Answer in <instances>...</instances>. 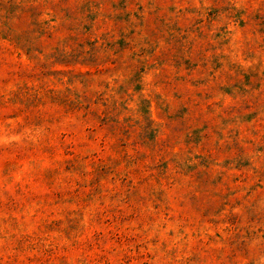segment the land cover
Here are the masks:
<instances>
[{
    "label": "rangeland",
    "instance_id": "374dc122",
    "mask_svg": "<svg viewBox=\"0 0 264 264\" xmlns=\"http://www.w3.org/2000/svg\"><path fill=\"white\" fill-rule=\"evenodd\" d=\"M0 264H264V0H0Z\"/></svg>",
    "mask_w": 264,
    "mask_h": 264
}]
</instances>
